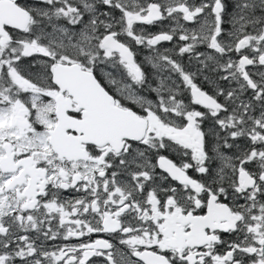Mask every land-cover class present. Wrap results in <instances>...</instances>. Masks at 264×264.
Instances as JSON below:
<instances>
[{
	"label": "snow or ice",
	"instance_id": "6c2138e0",
	"mask_svg": "<svg viewBox=\"0 0 264 264\" xmlns=\"http://www.w3.org/2000/svg\"><path fill=\"white\" fill-rule=\"evenodd\" d=\"M0 264H264V0H0Z\"/></svg>",
	"mask_w": 264,
	"mask_h": 264
},
{
	"label": "flooded vegetation",
	"instance_id": "af4514ba",
	"mask_svg": "<svg viewBox=\"0 0 264 264\" xmlns=\"http://www.w3.org/2000/svg\"><path fill=\"white\" fill-rule=\"evenodd\" d=\"M151 31H158L159 29L158 28H155V27H153V28H151L150 29ZM169 45H165V47H168ZM139 58V57H138Z\"/></svg>",
	"mask_w": 264,
	"mask_h": 264
}]
</instances>
